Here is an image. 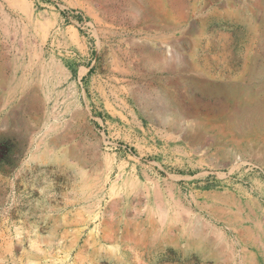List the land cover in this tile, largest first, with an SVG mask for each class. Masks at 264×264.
<instances>
[{
    "label": "rangeland",
    "instance_id": "rangeland-1",
    "mask_svg": "<svg viewBox=\"0 0 264 264\" xmlns=\"http://www.w3.org/2000/svg\"><path fill=\"white\" fill-rule=\"evenodd\" d=\"M0 264H264V0H0Z\"/></svg>",
    "mask_w": 264,
    "mask_h": 264
},
{
    "label": "bare ground",
    "instance_id": "bare-ground-1",
    "mask_svg": "<svg viewBox=\"0 0 264 264\" xmlns=\"http://www.w3.org/2000/svg\"><path fill=\"white\" fill-rule=\"evenodd\" d=\"M154 195H155V194H154ZM158 203H159V201H158ZM158 203H157V204H158ZM155 205H156V203H155ZM157 206H158V205H157ZM192 217H193V216H192ZM233 218H234V217H233ZM205 226H206V225H205ZM191 227H192V226H191ZM196 233H198V231L195 232V234H196ZM199 234H200V233H199ZM214 234H215V233H214ZM180 235H181V234H180ZM184 235H185V234H184ZM196 236H197V235H196ZM212 236H213V235H212ZM221 236H222V235H221ZM204 237H205V236H204ZM223 237H224V236H223ZM190 239H191V238H190ZM215 240H216V239H215ZM196 241H197V240H196ZM222 246H223V245H222ZM251 258H252V257H251ZM245 259H246V257H245ZM248 259H249V258H248ZM220 261H221V260H220ZM250 261H251V259H250ZM244 262H245V261H244ZM247 262H248V261H247ZM241 263H242V262H241Z\"/></svg>",
    "mask_w": 264,
    "mask_h": 264
}]
</instances>
